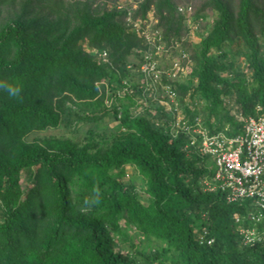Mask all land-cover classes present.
<instances>
[{"label": "trees", "instance_id": "obj_1", "mask_svg": "<svg viewBox=\"0 0 264 264\" xmlns=\"http://www.w3.org/2000/svg\"><path fill=\"white\" fill-rule=\"evenodd\" d=\"M134 1L0 0V83L21 89L17 98L0 88V264H264V244H243L235 230L244 207L202 188L211 172L189 144L198 134H174L172 113L149 100L133 112L126 64L143 42L125 22L130 9L156 20L165 45L180 42L190 60L173 84L182 119L231 136L235 114L264 112V0ZM177 5L198 23L189 47ZM104 116L118 129L27 139ZM126 166L134 173L124 180Z\"/></svg>", "mask_w": 264, "mask_h": 264}, {"label": "built area", "instance_id": "obj_2", "mask_svg": "<svg viewBox=\"0 0 264 264\" xmlns=\"http://www.w3.org/2000/svg\"><path fill=\"white\" fill-rule=\"evenodd\" d=\"M176 10L186 15L188 31H195L198 23L191 20V6L177 5ZM148 19L147 23L132 19L130 9L125 15V22L132 32L141 35L143 42V47L138 50L140 58L126 64L128 77L138 89L134 96L135 107L142 105V110L147 105H144L145 100H149L161 106L163 111L172 113L171 128L174 134L177 130L198 134V139L190 136L189 144H195L197 152L207 156L205 165L211 172L202 178V188L219 192L227 203L237 202L242 205L243 216L235 214L234 220L247 222L238 227L243 241L249 244L264 242V112L244 117L235 114L241 127L239 132L231 136L222 132L208 134L199 118H195L192 125L187 124L175 100L173 84L186 75L190 64L188 54L180 48L178 41L165 45L159 30L150 25L155 19ZM94 55L98 61H107L105 51L94 52ZM124 91L131 92L126 87L116 93L122 95ZM133 112L138 113L139 110ZM157 123L156 120L154 124ZM201 231L198 235L200 242L205 233L203 228ZM210 241L207 239L206 243Z\"/></svg>", "mask_w": 264, "mask_h": 264}, {"label": "rangeland", "instance_id": "obj_3", "mask_svg": "<svg viewBox=\"0 0 264 264\" xmlns=\"http://www.w3.org/2000/svg\"><path fill=\"white\" fill-rule=\"evenodd\" d=\"M187 1L189 3H191V5L193 7H195L196 4L198 3V0H187ZM119 2H120L119 4L124 5V6L135 5L134 0H119ZM204 12H205V17L201 20L202 26L205 24H209L212 17H213V14L210 10H206ZM6 15H8V12H3L1 15V19L5 18ZM155 22H156V20H155ZM155 22L150 23V25L155 24ZM185 37L187 39V47H189V46H191V44L197 42V40H198L197 31L196 30L193 32L188 31L187 34L185 35ZM166 63H167V60H166ZM237 64L239 66L242 65L241 59H238ZM141 100L144 101V98H141ZM146 103L148 104L147 100H145L144 105H146ZM141 106L142 105H137L132 110L133 111L139 110V112H140ZM227 107L229 108L231 113L235 112V108H234V105L232 103H230V102L227 103ZM89 127H92L95 131H98V132L104 131L105 133H107L108 131L117 130L118 124H117V122L113 121L109 116H104L101 120H99L97 122L79 121L76 123V125H74V127L72 125L65 126L63 124H60L59 126H57L55 128H47V129H44L42 131L33 132L27 136V139L32 140V139L48 138V137H71L72 139L77 140V139L82 138V136L85 134V130ZM125 173H126V175L124 176V180L128 179L130 176L132 177L134 170L132 169V167L126 166L125 167ZM134 182L139 189L141 187L140 179L135 178ZM21 184H22V189H23L25 187V180L21 179ZM140 196H141L142 201L145 202L146 200H145V198H143L144 194L140 192Z\"/></svg>", "mask_w": 264, "mask_h": 264}, {"label": "clouds", "instance_id": "obj_4", "mask_svg": "<svg viewBox=\"0 0 264 264\" xmlns=\"http://www.w3.org/2000/svg\"><path fill=\"white\" fill-rule=\"evenodd\" d=\"M0 88H3L8 94H9V96L10 97H19V93H20V91H21V89L19 88V87H12V86H8L7 84H3V83H0ZM226 202V201H225ZM234 203V202H233ZM237 203V202H236ZM238 205H240L239 203H237ZM242 206V205H241ZM235 214H237V215H239V216H243V214L242 215H240V214H238V213H236V212H234L233 214H232V217H233V219H234V215ZM235 221V220H234ZM235 223H236V225H235V230H236V232L238 233V235L240 236V239H241V242L243 243V244H246V245H254V244H259V243H263L264 244V242H256V243H252V244H249V243H245L244 241H243V238H242V235L239 233V231H238V227L243 223V224H246L247 222H238V221H235ZM203 239H204V237H203ZM208 239H211V238H208ZM206 240L207 239H205L204 241H205V243H206ZM211 241H212V239H211ZM211 241H210V243H211ZM202 242H203V240H202ZM210 243H206V244H210Z\"/></svg>", "mask_w": 264, "mask_h": 264}]
</instances>
